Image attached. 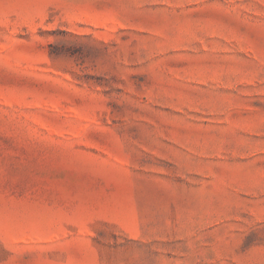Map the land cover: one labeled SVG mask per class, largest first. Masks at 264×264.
I'll return each instance as SVG.
<instances>
[{
    "label": "rangeland",
    "instance_id": "374dc122",
    "mask_svg": "<svg viewBox=\"0 0 264 264\" xmlns=\"http://www.w3.org/2000/svg\"><path fill=\"white\" fill-rule=\"evenodd\" d=\"M0 264H264V0H0Z\"/></svg>",
    "mask_w": 264,
    "mask_h": 264
}]
</instances>
